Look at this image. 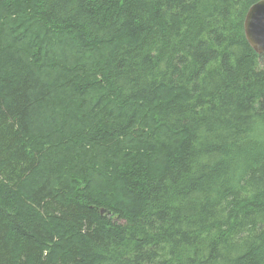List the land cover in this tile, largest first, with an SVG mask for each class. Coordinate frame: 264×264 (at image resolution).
I'll use <instances>...</instances> for the list:
<instances>
[{
	"label": "trees",
	"instance_id": "trees-1",
	"mask_svg": "<svg viewBox=\"0 0 264 264\" xmlns=\"http://www.w3.org/2000/svg\"><path fill=\"white\" fill-rule=\"evenodd\" d=\"M258 1L0 0V264H264Z\"/></svg>",
	"mask_w": 264,
	"mask_h": 264
},
{
	"label": "water",
	"instance_id": "water-1",
	"mask_svg": "<svg viewBox=\"0 0 264 264\" xmlns=\"http://www.w3.org/2000/svg\"><path fill=\"white\" fill-rule=\"evenodd\" d=\"M244 31L250 45L258 53H264V0H259L249 8L244 20Z\"/></svg>",
	"mask_w": 264,
	"mask_h": 264
},
{
	"label": "bare ground",
	"instance_id": "bare-ground-1",
	"mask_svg": "<svg viewBox=\"0 0 264 264\" xmlns=\"http://www.w3.org/2000/svg\"><path fill=\"white\" fill-rule=\"evenodd\" d=\"M242 10H243V9H242ZM245 10H246V9H245ZM244 13H245V12H244ZM242 16H243V15H242ZM237 17H238V16H237ZM243 17H244V16H243ZM233 20H234V19H233ZM103 209L106 210V211H104V212L102 211V213H108L109 210H107L106 208H103ZM103 209H102V210H103ZM209 243H210V242H209Z\"/></svg>",
	"mask_w": 264,
	"mask_h": 264
}]
</instances>
